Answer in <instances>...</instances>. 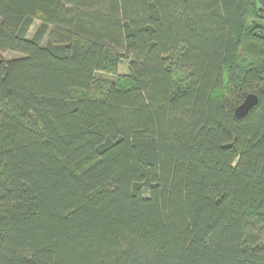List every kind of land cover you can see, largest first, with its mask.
Here are the masks:
<instances>
[{
  "label": "trees",
  "instance_id": "obj_1",
  "mask_svg": "<svg viewBox=\"0 0 264 264\" xmlns=\"http://www.w3.org/2000/svg\"><path fill=\"white\" fill-rule=\"evenodd\" d=\"M247 40L264 0H0V264H264Z\"/></svg>",
  "mask_w": 264,
  "mask_h": 264
},
{
  "label": "water",
  "instance_id": "obj_2",
  "mask_svg": "<svg viewBox=\"0 0 264 264\" xmlns=\"http://www.w3.org/2000/svg\"><path fill=\"white\" fill-rule=\"evenodd\" d=\"M242 53L249 58L264 60V44L256 40H247L243 47ZM258 102L256 94L251 93L247 95L244 102L236 109V115L238 117H244Z\"/></svg>",
  "mask_w": 264,
  "mask_h": 264
},
{
  "label": "rangeland",
  "instance_id": "obj_3",
  "mask_svg": "<svg viewBox=\"0 0 264 264\" xmlns=\"http://www.w3.org/2000/svg\"><path fill=\"white\" fill-rule=\"evenodd\" d=\"M40 24H41V21L40 20H36V22H35V24L33 25V27L31 28V37L35 34V32L37 31V29H38V27L40 26ZM246 42V41H245ZM244 42V43H245ZM244 45V44H243ZM243 45H242V47H243ZM242 49V48H241ZM12 55L13 56H17V54H12V53H10V52H8V53H4L3 54V56L4 57H9V58H11L12 57ZM128 66H129V60H127V59H125V60H123L122 61V64L120 65V67H119V74H121V75H123V74H128V72H129V69H128ZM103 76V75H102ZM104 78H107V79H111V80H113L114 78L113 77H111V76H103Z\"/></svg>",
  "mask_w": 264,
  "mask_h": 264
}]
</instances>
